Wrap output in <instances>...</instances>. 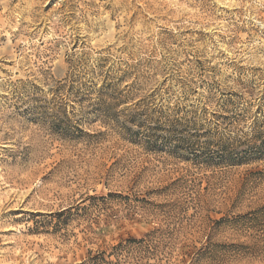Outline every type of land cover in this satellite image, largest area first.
I'll return each mask as SVG.
<instances>
[{
  "label": "rangeland",
  "instance_id": "obj_1",
  "mask_svg": "<svg viewBox=\"0 0 264 264\" xmlns=\"http://www.w3.org/2000/svg\"><path fill=\"white\" fill-rule=\"evenodd\" d=\"M0 264H264V0H0Z\"/></svg>",
  "mask_w": 264,
  "mask_h": 264
},
{
  "label": "trees",
  "instance_id": "obj_2",
  "mask_svg": "<svg viewBox=\"0 0 264 264\" xmlns=\"http://www.w3.org/2000/svg\"><path fill=\"white\" fill-rule=\"evenodd\" d=\"M230 153V152H228ZM135 244L138 248L142 249L145 246H143V244L145 243V238H141V239H131L130 240V248H135L134 245ZM125 247V245L123 244V242H120L119 244L115 245L114 248L112 249V252L110 253V255H119L121 253V251L123 250V248ZM94 263H97V258L95 259V257L92 260Z\"/></svg>",
  "mask_w": 264,
  "mask_h": 264
}]
</instances>
